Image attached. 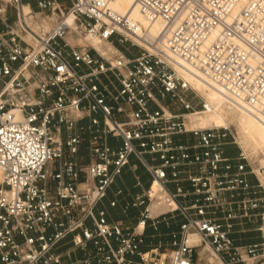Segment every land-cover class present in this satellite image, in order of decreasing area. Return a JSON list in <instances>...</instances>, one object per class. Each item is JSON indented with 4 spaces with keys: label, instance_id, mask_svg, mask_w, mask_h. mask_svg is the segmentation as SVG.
Returning <instances> with one entry per match:
<instances>
[{
    "label": "built area",
    "instance_id": "built-area-1",
    "mask_svg": "<svg viewBox=\"0 0 264 264\" xmlns=\"http://www.w3.org/2000/svg\"><path fill=\"white\" fill-rule=\"evenodd\" d=\"M110 2L0 0V264H131L129 256L201 264L203 247L220 264H264V239L237 245L231 237L236 221L264 216V168L242 148L227 153L230 129L188 127L210 108L175 67L264 122V0H136L149 22L161 23L152 38ZM72 33L112 48L72 44ZM126 42L142 51L129 56ZM85 130L92 137L83 155ZM108 136L121 146L110 147ZM131 156L152 181L138 200L143 219L127 230L96 206ZM189 196L192 204L180 202ZM156 201L185 218L171 254L141 249L138 229Z\"/></svg>",
    "mask_w": 264,
    "mask_h": 264
},
{
    "label": "crops",
    "instance_id": "crops-1",
    "mask_svg": "<svg viewBox=\"0 0 264 264\" xmlns=\"http://www.w3.org/2000/svg\"><path fill=\"white\" fill-rule=\"evenodd\" d=\"M129 56H134V52L130 48L123 47ZM94 117L102 119L100 113L94 114ZM90 124L89 119L82 120L81 126L85 128ZM83 136L86 141L83 144L81 154H86L88 150V140L92 134L85 130ZM177 139L184 140L183 136H177ZM192 140V139H191ZM113 149L121 146V139L113 136H108L105 141ZM227 153L229 155H236L238 150L234 149L232 145L227 146ZM147 158L152 161V157L147 155ZM154 163H159V160H153ZM151 176L145 167L134 156L130 157L129 164L123 169L122 174L117 177L115 183L108 190L107 196L97 204L96 212H104L109 222H116L123 225L127 230H133L141 219L145 211V205H138V200L141 199L151 185ZM251 181L255 179L251 177ZM182 186L187 188L188 183L183 182ZM171 187L175 186L171 184ZM196 196H189L187 198H180V202L185 205L192 204ZM161 201H158V203ZM113 203H115L113 205ZM160 204V203H159ZM150 213L146 219L144 228L140 227L138 232L142 233L144 242L141 245L142 251H150L160 248L165 250L168 254L173 251V236L180 237L181 225L185 223V218L179 211L167 212L165 208L153 209L149 207ZM222 216V213H218ZM89 225L91 223L89 222ZM235 231L231 234L237 245L259 244L263 241L260 237H254L256 233L255 225L247 221L237 222L234 227ZM83 254L78 252L73 259L81 258ZM131 264H138L136 256H129Z\"/></svg>",
    "mask_w": 264,
    "mask_h": 264
},
{
    "label": "bare ground",
    "instance_id": "bare-ground-1",
    "mask_svg": "<svg viewBox=\"0 0 264 264\" xmlns=\"http://www.w3.org/2000/svg\"><path fill=\"white\" fill-rule=\"evenodd\" d=\"M109 5L112 11L122 16L128 17L132 23H135L137 25V31L139 35L146 38H152L159 33V30L161 29V23L149 22L148 19L138 10L136 6V0H111ZM71 24L73 25L74 29L75 24L74 22H72V20ZM88 40L94 47H96L98 50H101V41L94 37H88ZM139 42L143 46H145V43L140 40ZM175 67L178 72L194 86L196 91H198L201 97L205 99L207 105L210 108V111L204 114L207 115L206 118L197 115L190 116L188 127L200 129H205L208 127L229 129V120L231 124L235 125L238 128L244 148L249 147L253 150H261L264 153V122L261 121L248 106L240 105L236 101H233L232 99L226 97L218 89L210 87L202 80L194 77L177 63H175ZM191 117L194 118L191 119ZM198 117H200L199 123L206 124L198 125V121H196ZM212 122H215L216 124L224 123L225 126L214 125L202 127L211 124ZM262 180V182H264V176L262 177ZM153 189L157 192V185H154ZM158 207V201H156L151 206V210L157 209ZM191 241L193 243H200V238L196 233L192 232ZM211 253L213 252L211 251Z\"/></svg>",
    "mask_w": 264,
    "mask_h": 264
},
{
    "label": "rangeland",
    "instance_id": "rangeland-1",
    "mask_svg": "<svg viewBox=\"0 0 264 264\" xmlns=\"http://www.w3.org/2000/svg\"><path fill=\"white\" fill-rule=\"evenodd\" d=\"M70 41L72 42V44H81V45H85L87 44L88 42H85L81 37H77L75 34H71L70 37H69ZM89 47L90 45H92V43H88L87 44ZM101 50H99L101 53H106L108 49H110L112 46L111 44H109L108 42H105V43H101ZM123 48V46H121ZM124 47H127V48H130L132 52H134L135 55H138L141 51H142V48L140 46H137V45H134L132 44L131 42H126L124 44ZM92 49V48H91ZM197 116H201L203 118H206L207 115H204V114H200V115H197ZM194 118V117H191V119ZM199 119L200 117H198L196 119V121H198V125H204L206 123H199ZM214 125H218V126H225L224 123L223 124H216L215 122H212L211 124H208V125H205V126H202V127H206V126H214ZM228 125H229V129H230V133H231V139L233 141H235V144H232V147L236 150H238L239 148H242L245 152H246V155L248 156L249 160L251 163H255V165H261L263 168H264V153L261 151V150H253L252 148H244L243 146V143H242V140L240 138V134H239V130L238 128L231 124L228 120ZM264 176V172L260 175V180L261 182L263 181L262 180V177ZM254 178V177H253ZM264 182H262V186H263V191H264ZM253 225L256 226H261L263 231L261 230H256L254 231V233H256V235L254 237H260L261 239H264V216L263 218L261 217H258L257 218V221L255 223H253ZM200 252V255L199 257L201 256L203 258V261L201 262V264H220L219 261L214 258L213 256V253H211L210 249L208 247H203L201 250H199Z\"/></svg>",
    "mask_w": 264,
    "mask_h": 264
},
{
    "label": "trees",
    "instance_id": "trees-1",
    "mask_svg": "<svg viewBox=\"0 0 264 264\" xmlns=\"http://www.w3.org/2000/svg\"><path fill=\"white\" fill-rule=\"evenodd\" d=\"M124 47V46H123ZM122 48V47H121Z\"/></svg>",
    "mask_w": 264,
    "mask_h": 264
}]
</instances>
